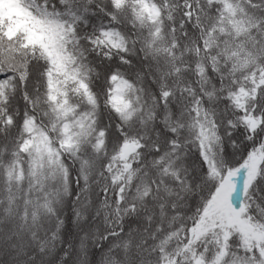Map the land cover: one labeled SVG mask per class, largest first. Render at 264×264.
Listing matches in <instances>:
<instances>
[{"label": "snow or ice", "instance_id": "snow-or-ice-1", "mask_svg": "<svg viewBox=\"0 0 264 264\" xmlns=\"http://www.w3.org/2000/svg\"><path fill=\"white\" fill-rule=\"evenodd\" d=\"M0 264H264V0H0Z\"/></svg>", "mask_w": 264, "mask_h": 264}]
</instances>
